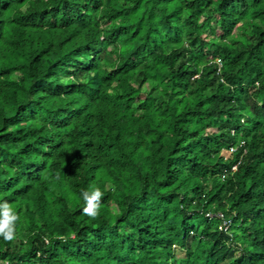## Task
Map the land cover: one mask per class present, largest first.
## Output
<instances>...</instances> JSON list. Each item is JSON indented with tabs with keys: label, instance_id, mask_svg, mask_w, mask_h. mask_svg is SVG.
Instances as JSON below:
<instances>
[{
	"label": "trees",
	"instance_id": "16d2710c",
	"mask_svg": "<svg viewBox=\"0 0 264 264\" xmlns=\"http://www.w3.org/2000/svg\"><path fill=\"white\" fill-rule=\"evenodd\" d=\"M0 264H264V0H0Z\"/></svg>",
	"mask_w": 264,
	"mask_h": 264
},
{
	"label": "built area",
	"instance_id": "2783aa9c",
	"mask_svg": "<svg viewBox=\"0 0 264 264\" xmlns=\"http://www.w3.org/2000/svg\"><path fill=\"white\" fill-rule=\"evenodd\" d=\"M218 63L220 64V67H221L222 66L221 60H218ZM229 152L231 153L232 150H229ZM233 168L236 169L237 166L235 165ZM207 215L209 217H217V218L222 219V224L219 227L221 230L226 231L229 229L231 222H230V220L224 218V214L222 212H209V213H207Z\"/></svg>",
	"mask_w": 264,
	"mask_h": 264
},
{
	"label": "rangeland",
	"instance_id": "374dc122",
	"mask_svg": "<svg viewBox=\"0 0 264 264\" xmlns=\"http://www.w3.org/2000/svg\"><path fill=\"white\" fill-rule=\"evenodd\" d=\"M226 155H229L230 154V152L227 150V151H225L224 152Z\"/></svg>",
	"mask_w": 264,
	"mask_h": 264
}]
</instances>
